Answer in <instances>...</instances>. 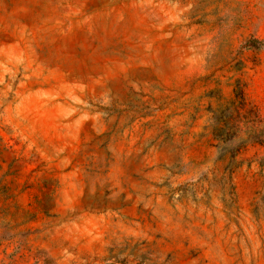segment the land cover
I'll list each match as a JSON object with an SVG mask.
<instances>
[{
	"label": "rangeland",
	"instance_id": "374dc122",
	"mask_svg": "<svg viewBox=\"0 0 264 264\" xmlns=\"http://www.w3.org/2000/svg\"><path fill=\"white\" fill-rule=\"evenodd\" d=\"M0 264H264V0H0Z\"/></svg>",
	"mask_w": 264,
	"mask_h": 264
},
{
	"label": "trees",
	"instance_id": "16d2710c",
	"mask_svg": "<svg viewBox=\"0 0 264 264\" xmlns=\"http://www.w3.org/2000/svg\"><path fill=\"white\" fill-rule=\"evenodd\" d=\"M250 42H251V43H256L257 41H256V40H251ZM216 136L219 137V136H220V133H218V134L216 133ZM224 139H225V138H224ZM230 154H231V153H230ZM231 155H233V154H231ZM222 156H223V154H222L220 157H222Z\"/></svg>",
	"mask_w": 264,
	"mask_h": 264
}]
</instances>
